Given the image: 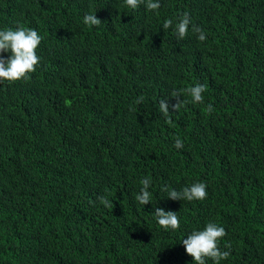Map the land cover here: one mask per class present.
<instances>
[{
    "label": "trees",
    "instance_id": "16d2710c",
    "mask_svg": "<svg viewBox=\"0 0 264 264\" xmlns=\"http://www.w3.org/2000/svg\"><path fill=\"white\" fill-rule=\"evenodd\" d=\"M160 2L157 15L125 0H0V30L43 36L31 79L0 84V264H195L182 240L208 222L227 232L221 264H264V0ZM184 12L204 42L191 25L177 39ZM197 83L204 102L185 91L167 122L159 101ZM196 182L203 201L161 191ZM157 207L180 229L160 228Z\"/></svg>",
    "mask_w": 264,
    "mask_h": 264
},
{
    "label": "clouds",
    "instance_id": "9594fccd",
    "mask_svg": "<svg viewBox=\"0 0 264 264\" xmlns=\"http://www.w3.org/2000/svg\"><path fill=\"white\" fill-rule=\"evenodd\" d=\"M141 5L150 11L159 15L161 8L160 0H125V6L135 10ZM83 23L92 26L101 25V20L96 14H86L83 18ZM191 31L197 34V39L204 42L207 39L204 29L192 23L190 13L184 12L179 16L174 32L178 40H183ZM163 29L167 31L173 27V20L167 19L163 23ZM43 36L34 28L18 26L15 29L7 28L0 30V84L7 82L8 84L17 81H28L31 79V74L37 70L40 64V57L37 55V49L41 45ZM10 53L8 58L3 56V53ZM187 91L191 97V103L201 104L204 102L203 93L206 91V85L197 83L187 90H174L171 97L176 99L175 104H169L166 99L159 101V112L171 123V114L178 111L180 107L188 101L181 100V95ZM143 101V97L137 98L135 103L139 104ZM209 113L213 111V105L208 104ZM176 149H182L184 142L180 138L174 141ZM142 187L140 192L136 194L135 200L139 205H147L152 201V193L149 191L152 181L150 177L142 178L140 181ZM207 185L204 182H196L189 186H185L182 190L177 191L168 186L162 187L161 191L167 192V198L173 201H203L207 198ZM100 203L108 208H113V202L107 196H100ZM154 216L157 224L165 231L179 230L180 218L175 211H165L163 208L157 207L154 211ZM227 235L226 229L219 226L217 223L208 222L203 230H194L187 239H183L182 243L185 251L190 255L195 264H207V260L211 259L213 264H221V261L227 260L230 255V245H225L228 250H221L219 241Z\"/></svg>",
    "mask_w": 264,
    "mask_h": 264
}]
</instances>
